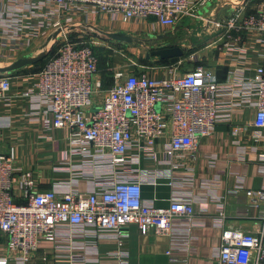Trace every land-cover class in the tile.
Returning a JSON list of instances; mask_svg holds the SVG:
<instances>
[{"label": "built area", "instance_id": "built-area-1", "mask_svg": "<svg viewBox=\"0 0 264 264\" xmlns=\"http://www.w3.org/2000/svg\"><path fill=\"white\" fill-rule=\"evenodd\" d=\"M36 1V8L45 9L41 24L53 25L55 30H61L59 22L70 21L76 14L86 16L85 19L95 15L110 22L121 20L134 24L153 19L161 28L172 29L186 19L200 18L198 10L212 2ZM211 24L215 29L226 28L227 34L230 30L249 32L263 47L261 62L254 67L252 77L235 81L234 85L242 90L234 95L241 104L254 109L252 125L264 129V0L252 13H245L241 4H235L230 17ZM61 40L60 47L37 74L32 89L21 97L45 102L53 128L68 131L72 152L108 169L111 177L96 180L99 192H36L29 175L15 172L12 151L8 155L0 153V234L6 239L0 264H29L42 240L55 241L59 224L89 227L121 242L127 237L126 228L130 225L142 234L149 230L164 234L173 220L189 221L193 214L189 203L170 202L166 208L145 203L142 187L157 186L160 180L175 188L191 184V163L198 143L212 134L219 118L220 88L215 76L199 66L183 73L172 66L166 75L155 80L134 73L125 76L116 73L115 83L104 91L95 53L99 38L86 35L76 42L64 35ZM9 89L8 75H0V98ZM238 130L234 129L233 134ZM160 138H165L162 161L158 160L155 149ZM260 157L264 160L263 155ZM143 160L164 167L137 168L135 176L125 175L131 165L138 166ZM17 194L23 203H16ZM246 195L252 205L262 201L259 229L256 232L223 230L218 251L221 264L264 263V190L248 191ZM70 259L63 264H84Z\"/></svg>", "mask_w": 264, "mask_h": 264}, {"label": "crops", "instance_id": "crops-1", "mask_svg": "<svg viewBox=\"0 0 264 264\" xmlns=\"http://www.w3.org/2000/svg\"><path fill=\"white\" fill-rule=\"evenodd\" d=\"M251 1L249 9L255 8V3L262 0ZM235 3L234 0H217L215 5L198 10L200 18H189L180 23L189 25L192 30L189 21L193 20L199 29L198 35L205 37L203 41L206 43L197 54L199 60L194 59L196 54L188 53L187 46H181L185 49L181 58L164 63L151 58L146 66L150 69L157 67L158 74L147 76L153 80L166 75L169 67L179 68L184 62L190 63L189 68L179 73L197 66L204 67L215 76L220 88L219 118L212 134L198 143L195 160L191 163V184L175 188L160 180L157 186L142 187V200L156 208H166L170 202L189 203L193 210L190 220H173L164 234L153 230L142 234L136 226L130 225L126 228L127 237L121 242L89 227L59 224L55 241L42 240L29 264H63L69 258L84 264H221L218 251L223 230L256 232L259 229L262 201L252 205L246 193L264 190V160L260 159L264 156V129L258 130L252 125L254 109L241 104L239 97L234 95L242 90L234 83L252 77L254 67L261 62L263 47L249 32L230 30L227 34L226 28L215 29L211 24L219 6L222 8L217 20L223 21L233 13ZM36 4V0H0V65L7 66L24 56H36L46 48L52 26L41 24L45 9L36 8ZM242 6L247 13L248 4ZM85 17L76 14L70 18L73 24L63 27L71 32L83 28L124 32L138 40L169 30L158 26L153 19L134 24L121 20L110 22L95 15ZM106 43L112 51L109 52L112 63L108 70L113 73L106 76L111 82L104 87L98 71L104 91L115 83L116 73L124 76L133 73L132 69H121L128 60L126 53L132 45ZM13 44L17 46L14 48ZM154 61H158L156 65H153ZM42 68L38 63L8 74L10 89L0 98V153L8 155L12 151L15 172L29 175L36 192H99L96 180L111 177L107 174L108 169L92 161L89 163L72 152L68 131L53 128L52 115L45 102L21 97L22 93L32 89ZM237 128L239 130L234 135L233 130ZM164 140L160 138L155 146L159 161L163 159ZM163 167V164L143 160L138 166L131 165L125 175L129 178L135 176L137 168L154 170ZM15 201L24 202L18 194ZM5 243V237L0 234V255Z\"/></svg>", "mask_w": 264, "mask_h": 264}, {"label": "rangeland", "instance_id": "rangeland-1", "mask_svg": "<svg viewBox=\"0 0 264 264\" xmlns=\"http://www.w3.org/2000/svg\"><path fill=\"white\" fill-rule=\"evenodd\" d=\"M236 3L240 5L242 3L243 0H234ZM243 3H247L248 4V10H246V12H254L253 10H256V5H258L260 2L257 1V3H255V8L253 9H249L252 5V1L251 0H245ZM243 3L241 5H243ZM254 6V5H253ZM87 22V20H86ZM189 23L192 25V30H191V36H192V41H193V46L192 48L188 51V53H194L196 54L194 59L199 60L198 55L199 54V50L204 46V44L206 43V41L204 40V36L203 35H198L199 34V29L197 30L196 26V22H194L193 20H190ZM201 23V22H200ZM67 24H73L70 21L66 22L65 19L61 22H59V26H61V30H55V26L51 25L52 28L50 27L49 29L51 30V33L49 34V38L47 40V42L45 43L46 45V50H49L47 55L52 56L57 49L60 47L61 45V39H63V36L65 35L66 39L68 40H72V41H76L78 42L81 37L89 35L88 33H84V31L81 29L78 32H71L69 31V28H65L63 26L67 25ZM58 26V25H57ZM85 27H88L87 25H85ZM64 31V32H63ZM59 33H61L59 35ZM53 34H56V37L53 38ZM79 36V37H78ZM209 41V40H208ZM98 47L95 48V52L98 56V64H99V60L100 58L104 59V64L101 65V67L98 66V70H104V72L106 73L105 75H111L113 72L112 70H108V68L111 67V57L109 56V52L112 53V51L109 49L108 44L105 42L101 43V39H99L98 41ZM151 49L149 48L148 45H144V44H137V45H132V47H129V51H127L128 53H126L128 60H126L125 65L122 66L121 69L124 70H128V69H132L133 73L136 75H145L148 76L151 73H156L158 74L157 67H154L152 69L150 68H146V63L147 61H145L144 57L145 55L150 51ZM202 54V53H200ZM50 56H46L42 61H40L42 67L44 66L46 60L48 57ZM151 60V59H150ZM154 60H158L157 58H155ZM158 61H154L153 65L157 64ZM149 63V62H147ZM201 63H203L204 66V61H202ZM190 63L184 62L182 63V65L179 66L178 71H185V69L189 68ZM6 65H0V67H4ZM183 69V70H182Z\"/></svg>", "mask_w": 264, "mask_h": 264}, {"label": "water", "instance_id": "water-1", "mask_svg": "<svg viewBox=\"0 0 264 264\" xmlns=\"http://www.w3.org/2000/svg\"><path fill=\"white\" fill-rule=\"evenodd\" d=\"M217 0H212V2L208 3L207 6L204 9H207L211 7L212 5H215ZM224 6V5H223ZM222 7L219 6V9ZM215 14V21H218V11ZM85 33H88L92 37L99 38L105 42H116L119 44L124 45H133V44H144V40H138L134 37H132L129 34H126L124 32H118V33H108L103 32L100 30H97L95 28H92L91 30L83 29ZM152 36V35H149ZM56 37V34H53V38ZM162 37V36H158ZM49 50H46L45 48L36 56H24L21 58H18L11 64L0 67V75H8L11 73H14L16 71H19L27 66H31L34 64L39 63L42 61L48 54ZM185 53V49L181 48L180 46H171L165 49H153L150 50L144 57L145 61L149 62L151 58H157L159 61H166L173 58H181Z\"/></svg>", "mask_w": 264, "mask_h": 264}, {"label": "flooded vegetation", "instance_id": "flooded-vegetation-1", "mask_svg": "<svg viewBox=\"0 0 264 264\" xmlns=\"http://www.w3.org/2000/svg\"><path fill=\"white\" fill-rule=\"evenodd\" d=\"M142 40H144V45H148L151 50L165 49L171 46H187L190 50L193 46L191 28L189 25L183 26L177 24L172 29L152 36H145Z\"/></svg>", "mask_w": 264, "mask_h": 264}, {"label": "trees", "instance_id": "trees-1", "mask_svg": "<svg viewBox=\"0 0 264 264\" xmlns=\"http://www.w3.org/2000/svg\"><path fill=\"white\" fill-rule=\"evenodd\" d=\"M96 53V52H95ZM54 55V54H53ZM47 56H50V55H47ZM96 56H97V54H96ZM51 57V56H50ZM49 58V57H48ZM97 59H98V56H97ZM104 59H102V58H100V60H99V64H98V66L99 67H101V65H103L104 64ZM167 61V60H166ZM166 61H159L160 63H164V62H166ZM40 63V62H39ZM146 64V66L148 65V63L147 62H145ZM38 64V63H37ZM98 71H100V70H98ZM100 73H101V75H102V77H103V86L105 87V86H108L109 85V82H111V79L110 78H107L106 77V73L104 72V70H101L100 71Z\"/></svg>", "mask_w": 264, "mask_h": 264}]
</instances>
